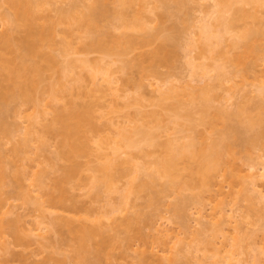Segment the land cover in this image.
<instances>
[{"label": "bare ground", "instance_id": "bare-ground-1", "mask_svg": "<svg viewBox=\"0 0 264 264\" xmlns=\"http://www.w3.org/2000/svg\"><path fill=\"white\" fill-rule=\"evenodd\" d=\"M70 1L71 2L68 3L67 7H64L60 4L64 2V0H1V2L6 5V9L4 12L0 13V139H2V136H5L6 138L7 136L11 135L12 131L10 127H8L9 124L5 122V117L12 110H17L19 108L16 107L17 105L30 104L35 108H33L31 114H28L30 120V122L28 123L29 127L26 130L28 136L30 133H33L35 124L39 121V119L41 120V117L43 119L45 118L44 115H47V113H51L50 119L47 120L48 122H46V124L43 122V130L40 134L38 133V140L40 141V147L38 148L39 151L44 150L45 152L47 150L45 149V147H47L49 144L47 136L53 139L55 151L53 152V157L51 159L47 156V160H49V165L52 167L51 169H53L54 167L55 172L58 170L57 172L59 174L53 179L51 187H45L47 184L45 180L48 179L46 173L40 171L42 173L37 174L38 177L36 179V182L34 181L37 185V188L35 189H38V193L41 192L40 194L46 196L45 200H40V198L36 199L37 197L31 199L32 197H30L29 195L32 189L29 192L25 191L26 193L23 191L25 195L24 197L27 199L26 202L35 200L32 203H35V206L39 209V211H41L42 217L40 221L38 220L37 223H35V225L33 224V228L32 226L27 227L28 232L30 233V231H34L35 228V234L37 236L35 234H33V236L38 237V239L35 240H38L39 242H37L41 243L40 245L49 246L48 244H50V242H46V239L48 238H46V235H44L43 233L47 232L48 229L50 231L52 230L60 233H64V231H67L76 239V242L79 245L78 249L84 248L82 250L85 251V249L93 246L98 247V250L102 251L101 249H103V247L107 244V241L104 237L106 228H102L103 226L98 223H92L93 219L90 218L91 213H94V211H91L89 209V213L87 210V217L84 218H79V216L77 217V215L75 214L76 211H71L74 210V208L75 210L77 209V199L76 195L74 196L73 193L69 194V190L67 189L66 184L70 181V179L72 180L74 175H76V173L80 169L82 165V158H86L89 160L92 159V162H94L95 164L94 166L91 165L92 167H88L89 171L91 170L92 173L89 176V180L91 191L93 192L94 197L98 195L100 188H102L103 186H106V188H108V191H116L117 188L113 187L111 184L112 180L115 179L113 170L117 169L116 167L120 164H123L124 167H126L128 166L127 164L132 163L131 160H134L131 166L134 167V170L132 172L136 175H134L130 171L133 174V177L129 181H127L128 187H125V189L121 188V192L117 190V193L120 192L117 203H110L111 208L108 213L115 214L114 212L120 213L121 209L126 208L130 194H132L134 191L146 189V186L155 183V180L159 177L165 178L167 180L168 186H174L176 184V179L179 171L178 164L181 161H196L195 170L200 176L201 183L204 186H206V184L208 185V180L212 178L211 175L215 174V172H217L221 164L224 162L223 155H225L226 153H231V143L227 140V138L224 137L220 138L217 141H212L207 145H202L200 143L201 141L199 142L198 140H196V136L193 135L194 132H196L194 129L195 125H192L193 123H190L187 127V134L178 135L176 134V132H172L169 133L170 135L168 134L169 136H167L166 139L161 140V138L159 137L160 133H158L155 128L153 129L152 127H147L146 122H144L143 120L147 119L148 117H153L156 120L159 116L158 113L156 111L151 112L152 110L147 113V110L144 109L145 105L141 107V105L143 104L141 103V100L139 101V99H135L138 101H136V104H134L138 106L140 105V107L136 106V108H134L135 106H133L134 112L132 117H127L128 119L122 120V122H120L119 120H113L114 117L113 119L110 117L106 121V117V123L104 122L103 124L102 122V124H100V118L104 116L103 111L101 113L98 108H103V106H101L102 103L99 104L98 102L100 101L97 102V100L101 98L100 92L101 95H104L105 97L107 96L106 94L115 95L116 90H118L116 87L118 79L116 76L115 78L113 75L115 71L113 72V70L110 71L108 69V61H113L114 56L120 57L123 55H127V53L134 51L137 48L148 46L156 39L160 38L159 43L157 44L154 50L152 49L153 51L149 53L147 58L150 59L151 62H153V65H160L161 62H164L163 60H165V53L168 51L167 47L169 46V44H171L170 42L174 40V37L169 32H165L166 28L163 24H159L157 27L155 26L154 28H152V25L150 26V24L151 22L155 21V19L158 17L155 12L158 8V4L156 5V1H161V7H163L166 4V0H156V3H151V0H116V2H118V6H110L112 2H109L112 0H90L89 3L84 5L80 4V0V2H78L77 0ZM177 1L182 2L183 0ZM226 1L227 0H214L212 2L213 4L207 6L209 7L207 8V10H201L202 15L198 14L199 17L197 16L198 19L197 21H195L198 24V26H196V28H198V31L196 30L197 33L194 31L196 33V40L190 38L191 42H188L189 44L191 43L193 47L189 50V55L187 54L189 57L188 65H191L190 67L193 72L198 69L203 70V76L205 72L206 77L207 74H209L208 72H210V70L214 71V77L217 82V86L221 85L222 82H226L229 80L228 77H225V66L223 64L217 65V59L221 58L229 62H236L241 58V55H239L236 50L246 44L251 34L258 32L257 30L249 29L239 34L235 33V30L233 28L234 18H224L221 15L220 9L222 7L225 8L229 6L230 9H232V4H228ZM235 2H240V4L242 3L245 5L251 4L252 7L256 8L258 6L262 7L264 5V0H236ZM79 7L82 8L80 9ZM130 7L132 8L133 15L130 19H128L127 9ZM256 11L257 10L249 12L245 11L242 8L234 9V12L239 16L253 18L257 21L258 24V18H260V24L264 23V20H261L262 17H259ZM143 12L152 15V17H157L152 18L150 16H143ZM166 12L162 11L163 14L165 13L167 15ZM161 16L162 15H160V17ZM118 28H123V31L121 30L120 32L116 33L115 30ZM137 32H143L145 33V35L140 38ZM190 33L192 34L193 32ZM58 35L61 36L59 42L57 40ZM55 38H57V41H55ZM54 43L58 47H52V45H55ZM191 45L189 46L190 48ZM193 49L197 52V56H190V54H192L191 51H193ZM91 53L94 54L92 55ZM139 53L141 54V52ZM90 54L92 56H90ZM146 56L147 55H145V57ZM201 56L204 59H211L215 63L210 65H207L203 62L196 63V57L198 60V57ZM209 66H211V68ZM207 67L210 69H208ZM99 79L101 82L97 83L96 81ZM214 82L212 83L204 79L202 83L200 81L201 84H199L198 86L192 84L193 82L190 83L189 81H187L186 83L184 81V84L182 85L177 84L176 87L175 85H167V87H164L165 85L161 84L162 82H158L155 84V86H151L155 87L153 88V90H155V94L157 95L156 97L158 100V107L163 106L164 110L165 108H167V110L169 111L173 110L172 115L174 119H172L175 123L173 121L172 122L173 124H176L177 127H181L183 124L179 120L182 116H185L183 114L180 115L181 112L177 111L179 105L182 108L180 104L181 101L178 100L179 105L177 104L178 101H176V103L174 101H172V103L169 102L170 104L174 103L172 106L166 104V101L169 98V100L175 99L179 92L180 94L183 93V90L189 91V101L191 100V98L193 100L197 99L196 96L200 94V101H198V106H200L198 107L199 109L197 108L198 111L200 110L203 112V116L200 118V121H204L205 119H208L210 121L211 118L208 116V108L210 109V97L207 96V92L210 88L213 89V86L216 85ZM89 83L91 84V86H93V88L91 86H87L90 85ZM258 85L259 86L256 87V90H253H255V93H257L256 95L259 96V98L261 97L262 99H264V75L259 78ZM198 89L200 90V92ZM177 91L179 92L177 93ZM95 93H99V98L95 96ZM125 96L127 95H124V98ZM246 96H243L242 99L240 98V101L235 104V108L233 109L228 108L229 105L226 104L228 103L227 101H231L233 97L229 96L227 98L225 96L227 98L225 100V103H221L219 106L217 105L215 113L213 115L214 117H211L224 120L226 119L227 121L235 120L238 122L243 121V119L245 118L244 121L246 122V129L252 131L251 135H244L243 132L238 130V128L234 125H226V129L227 133L233 132L237 135L239 134L238 137L240 139V144L246 149H248L256 147L258 144H260L261 139L264 138V120L262 119V116H254L250 114L251 111L247 112V109L244 105V103L248 100L246 99ZM87 97L89 98V100H86ZM91 97L92 99H90ZM47 100L50 101V106L52 104V101H54V103H57L62 100L63 104L57 105L55 103V106L53 105L50 107V109L52 108L51 110H49V108H41L42 105L44 107L46 106L47 103L45 102L44 105L43 102ZM12 102L15 104V107L12 106ZM191 102L195 103L196 101L193 102L191 100ZM125 104L127 105V103ZM183 104L184 103L182 102V105ZM140 108H143L144 110ZM253 109L264 113V103L257 104L253 107ZM186 110V114H193L192 112L190 113V110L188 111V108H186ZM192 116L193 115L190 116L191 119ZM186 117H188L189 119V115H187ZM139 120L140 123H138ZM208 120L206 122H208ZM15 123L13 125H15ZM256 125H259V127L257 130H254V127ZM106 129L107 132L109 130L110 131L107 134H103V130ZM111 129H113V131L115 130V133L111 131ZM165 129L169 130L168 127H166ZM165 129L163 128L164 131H166ZM111 132H113V134H115L116 136L113 135ZM134 149L137 150V153L133 152ZM157 151H159L160 153L156 154ZM140 156L154 157V160L152 161L153 169L151 172L146 173L147 168L145 166H142L138 162H135V158ZM0 163L2 162L0 161ZM261 166H263L264 170V163L261 164ZM254 168L255 162L246 165V172L244 173V178L246 179V183L248 185V189L246 190L248 195L246 194L247 196H245L247 197L246 199L251 202V206L256 202L258 204L262 202V204L264 205V183L260 182V180L264 178V171H262V174H257L256 172L258 169L254 171ZM140 174H143V176L147 175L148 179L146 181L143 180L139 176ZM3 175L4 167L1 164V188V179L2 177H4ZM232 175L234 176L236 175V173ZM259 177H261L262 179H260ZM1 192L2 191H0V211H2V207H4V203L6 202L5 198L1 196ZM27 195L31 199L30 201L29 198H27ZM43 195H41V197H43ZM66 201H69V204L71 205H67ZM122 203L123 205L126 204L123 208ZM55 206H59L63 210L74 213V215H57V213L53 215L52 212H48L47 215H45L44 212H47L46 207ZM69 206H71V208ZM231 209L233 213L235 208ZM221 211L224 212V210ZM139 212L136 211L135 213L138 214ZM88 213L90 214V218ZM2 214L3 217L4 215H6L4 212ZM138 217L139 215L135 214L134 217L133 214V217L127 219L126 216L125 219H127V221L125 222V224L127 223L129 226H131L133 221L136 222V220L132 219H138ZM224 217H227V215H224ZM224 217H222L221 215V218H219L218 220L215 219V224L217 223L215 229L213 227L214 225H210L211 223L209 222V220L205 219L204 214L203 216L198 214V217L196 215V224L200 226L199 229L196 228L197 232L199 233V230L202 228L200 232L203 233V231L205 232V228L209 229V226H212L214 228L213 230L217 233V230L223 229L222 224L224 225L226 221L231 222L230 219L232 218V215L231 218L227 217L229 220L222 219ZM215 218L217 217L215 216ZM95 219L96 217H94V220ZM89 220L92 222H86ZM3 222L4 221L0 220V232H2V229H4L2 228L5 224ZM119 223H121V221ZM234 223L237 224V222ZM236 224L233 226L234 232H237L235 234L236 237H234L235 235L231 238H229L228 236L229 239H232V241H229L228 238H226L225 236V238L230 243L224 238L226 241V245L230 247L229 249L224 248V250L222 249L221 251L222 253L223 251L226 252V254H224V259L222 258V260H224V264H247V261H245L247 259L244 260L242 256H239L241 252L243 253L244 249L242 248L240 249V251L238 250V248L244 246L243 240L244 238H246L244 236L248 234H241L242 226L237 227L238 224ZM187 230L186 234L188 232ZM224 230L225 229H223L222 231L220 230L221 233H223ZM255 230L256 229H254L253 231L250 230L251 232H249V235L247 236L249 237V240H252H250L249 243L251 244L252 242L253 245L257 241L254 239L255 236H257L256 232H254ZM166 231L168 230L166 229ZM170 233H172V231ZM167 235L170 238H172L173 236H170L169 233H167ZM192 235L193 236L190 239V242L194 239L196 240V237L198 238V240L201 239L194 233ZM22 237L18 236L17 234V236H15L14 241H16V239H21ZM97 237L99 239H97ZM169 237L168 239L170 240ZM261 237L263 239L262 244H264V230L262 231ZM184 238L187 239V237ZM224 239L222 241H224ZM176 240H178V238ZM198 240H196L195 243L198 242ZM204 240L207 241V238H205ZM178 241L181 242L183 240ZM199 242H201V240ZM240 242L243 246L240 244ZM183 244H185V242ZM198 244L199 243H196V245ZM262 244L261 247H264L262 246ZM9 245L10 243L8 242L3 245H1L0 243V248L3 253L9 255H7V258H4L2 264H12L11 261L13 262L15 260H18L23 264H32L30 262L27 263L28 261L26 257H24L22 254L14 253L13 250L9 247ZM190 245H193V243H190ZM224 246L225 244L223 245V247ZM246 246L249 245L247 244ZM188 247L190 246L188 245ZM252 247H256V245ZM261 247L260 249L255 250L257 252H255V254L264 253H261L262 250L264 251V248ZM184 248L185 247H183L182 249ZM182 249L179 248V250ZM95 250H97V248ZM95 250L93 249V252H95L94 254H96ZM149 252L150 251H147V249L145 250L144 247L143 250L139 251L140 254H136L138 257L139 264H177L179 259V253L177 251L174 252V245L164 246L162 249H160V251H157L156 253L150 252V254H152V256L154 257V260L152 259V262L147 261L149 259H147V257L151 256L148 255ZM260 254L258 255V257L260 256ZM255 256H253L252 260H254L255 262H257V260L259 261L260 257L259 259H257L258 257L256 258ZM197 258L196 260H198ZM188 259L190 260V258ZM200 261H197V263L200 262L201 264L202 260Z\"/></svg>", "mask_w": 264, "mask_h": 264}, {"label": "rangeland", "instance_id": "rangeland-1", "mask_svg": "<svg viewBox=\"0 0 264 264\" xmlns=\"http://www.w3.org/2000/svg\"><path fill=\"white\" fill-rule=\"evenodd\" d=\"M77 1L78 2L81 1L80 4L82 5L90 2V0H80V1L77 0ZM155 1L156 0H151L150 2L151 3L157 2L156 5L158 4L157 6L158 8L156 9L155 12L158 17L154 16L157 18L155 19V21L151 22L150 26L152 25V28H154L155 26L157 27L159 24H163L166 28L165 32H169L174 37V40L170 42L172 45L169 44V46L167 47L168 51L165 53L166 55H165V60H163L164 62H161L160 65L156 64L157 66L155 64L153 65V62H151L150 59H148L147 57L149 53L155 49V47L160 41V38L156 39L148 46L137 48L136 50L127 53V55H123L120 57L114 56L113 61H108L109 62V65L107 66L108 69L110 71L113 70V72L115 71L113 75L114 77L116 76L118 79L116 85L118 90H116L115 95L106 94L107 96L105 97L104 95H101L100 92L101 98L98 97L99 93H95V96L99 98L97 102L100 101L98 103L103 104V105L101 104L103 108L98 107L99 111L101 113L103 111L105 116L102 117L104 120L100 118L101 122L99 123L102 124L103 122L104 124L106 117H107L106 121L110 117L112 119L114 117L113 120L115 121L119 120L120 122H122V120L128 119L129 117H132L134 112L133 106H135L134 108L138 106L135 105L136 101H138L135 99H139V101L141 100V103L143 104L141 105V107L145 105L144 109L147 110L146 111L147 113L150 112L151 110H152L151 112L156 111L158 113L159 116L158 119L156 120L153 117L152 118L148 117L147 119H143V120L144 122H146L147 127H152L153 129L155 128L156 131L160 133L159 137L161 138V140L166 139L167 136L170 135L169 133L172 132H176V134L178 135L187 134L188 133L187 127L189 126L190 123L191 124L193 123L192 125L193 126L195 125L194 129L196 132L192 134L196 136V140H198L199 142L201 141L200 143L202 145H207L212 141H217L220 138L225 137L231 143L230 145L231 153L230 154L228 153L229 155L227 153L226 154L224 153L225 154L223 155L224 162L219 167L218 169L219 171L217 170L215 174L211 175L212 178L208 180V185L207 184L206 186L202 185L200 176L199 174H197L195 170L196 161L194 160L181 161L178 164L179 171L176 179V184L174 186L172 187L168 186L167 180L165 178L159 177L155 180V183L150 184L152 183L150 182L149 183L150 185L146 186V189L134 191L133 193L131 192L132 194L129 195L128 198L129 201H127L126 208H123L126 204L123 205L122 203L123 209L120 210L121 212L119 211L120 213L114 212L115 214L108 213L111 208L110 203L111 202L114 204L117 203L119 199V194L122 191V189L128 187L127 181H129L133 177V174L136 175L135 173L132 172L134 170L133 169L134 167L131 166L134 160H131L132 163L129 162L130 164L126 163L128 166L130 165L129 167L128 166L124 167L123 164H120L116 167L117 169L113 170L115 179L112 180L111 184L113 187H116L117 190L120 192L117 193V190L108 191V188H106V186H103L102 188H100L98 195L94 197L93 192L91 191L90 180H89V176L92 173L91 170L89 171L88 167H90L91 165L94 166L95 164L94 162H92L93 161L92 159L89 160L86 158H82L81 159L82 165L80 164L81 170L79 169L76 175H74V177L72 178V180L70 179V181L66 184V187L69 190V194L73 193L74 196L76 195V199H77V204H76L77 209L75 210L74 208V210L71 211L74 212L76 211L75 214L77 215V217L79 216V218L87 217L86 215L87 210L89 213L90 210L94 211V213H91V218H90V214L88 213L89 218L93 219V222L90 220L86 222H92L96 224L98 223L103 226V227L101 226L102 228L104 229L106 228L104 237L107 241V244L103 247V249H101L102 251L98 250V247L91 246L90 248L85 249V251L88 252L87 253L82 250L84 248L78 249L79 245L76 242V239L67 231H64V233H60L52 230L50 231L47 228L48 229L47 232L43 234L46 235V238H48L46 239V242L48 243L49 241L50 244H48L49 246L46 245L44 246V245H40L41 243H38L39 242L38 240H37L38 242L35 240L38 239V237L33 236V234L36 233L35 228L34 231L32 230L29 233L27 227L32 226L33 228L35 223H37L38 220L40 221L42 218L41 211H39V209L35 206V203L34 204L32 203L35 200L33 201L30 200L34 199V197L35 198L37 197L36 199L40 198V200H45L46 198V196L40 194L41 192L38 193V189H35L37 188V185L35 183L38 177L37 174L42 172L47 174L46 176H48V179H46L47 177L45 178L46 179L45 181L47 183L45 187H51L53 179L55 178V176H58L59 174L57 172L58 171L57 169H56L57 171L55 172L54 167L53 169H51L52 167L49 165V160H47L48 157L50 159L53 157V152L55 151V145L53 139L47 136V139L49 140L48 141L49 147L48 146H47L48 148L45 147V149H47L45 152L44 150L39 151L38 148L40 147L39 146L40 141L38 140L39 134L44 128L43 124L44 123L46 124V122H48L47 120L50 119L51 113H47V115H44L45 117L43 118L44 120L41 117V120L39 119V121L35 124L33 133L30 134L28 133L29 134L28 136L26 133L27 132L26 130L29 127L28 123L30 122L28 114L32 113L34 106L30 104L17 105L16 107L17 108L19 107L21 109L15 108L17 110H12L5 117L6 118L5 122L9 124L8 127H10L13 135L11 133L10 136H7L6 138L8 140L5 138V136L4 137L2 136L1 137L2 139H0V151H1L0 156H2L0 157V159L2 158L0 160L2 162L0 163V165L2 164L4 167V175H3L4 177H2L1 179L2 188L0 186L1 188L0 191H2L1 196L4 197L6 200V202L4 203V207H2V211H0V220L4 221L3 223H5L4 226L2 227L4 229H2V232H0L1 233L0 235L2 236V237L0 236V240H1L0 243L1 245L5 244L6 242L10 243L9 247L13 250V252L17 254H22L24 257H26L28 261L27 263L30 262L32 264H139L138 257L136 254H138L139 251L143 250L144 247L145 250L147 249V251L156 253L157 251H160V249H162L164 246L174 245V252L177 251L179 253L178 255L179 259L177 264L179 263L200 264L201 262L200 260H202V263L204 264H214V263L224 264L223 263L224 260H222V258L224 259V254H226V252L223 251L222 253L221 251L222 249L224 250V248L226 249L230 248L226 245V241L228 240L232 241V239L229 238L233 237L237 233L236 231L234 232L233 230V226L236 224L234 222H237L238 224V225L236 224L237 227L242 226L241 234L243 235L244 234L249 235V232L253 231L254 229L257 230L254 231L257 234V236H255L254 239L257 241L256 243H254V245L251 242L252 246L256 245V247L251 246V244L249 243L251 239L249 240V237H247L248 235L244 236L246 237L243 240L244 246L240 242V244L243 247L238 248V250L243 248L244 251L242 250L243 253L241 252L239 256H242L244 260L247 259L245 260L247 261V264L249 263L264 264V253H263L264 251L262 250L261 252L263 254L259 253L260 259L258 257L259 254H255L256 252L255 250L260 249L261 244L263 242L261 235H262V231L264 230V205L262 204V202L261 203L259 202L260 204L256 202L255 204H253L254 206L253 205L251 206V202H249L248 199H246L247 198L246 196L248 195L246 192V190L248 189V185L246 183V179L244 178L245 177L244 173L246 172V165L250 163L255 162V168L253 170L256 171L258 169L256 172L257 174L258 173L262 174V171H264L263 166H261V164L264 163V138L261 139L260 144H258L256 147L246 149L244 146L240 144V139L238 137L239 134L237 135L233 132L227 133V129H226V125H234L235 127L238 128V130L242 131L244 135L247 136L251 135L252 131L246 129V122L244 121L245 118L241 122L235 120L227 121L226 119L224 120V119L213 118L217 105L219 106L221 103H225V100L229 96L233 98L231 99V101L228 100L227 101L228 103L226 104L229 105L228 108L233 109L235 108L234 107L235 104L240 101V98L242 99L243 96L247 95L246 99L248 100L244 103L247 112L251 111L250 114L254 116L257 115L262 116V119L264 120V113H261L256 109L255 110L253 109V107L256 106L257 104L264 103V99H262L261 97L259 98V96L256 95L257 93H255L256 87L259 86L258 85L259 78L264 75V25H262L264 23L260 24V18H258L259 19L258 20L259 24H258L255 19L250 17H242L234 12V9L237 8H242L245 11H249V12L250 11L252 12L253 10H257L256 13L259 15V17H262L261 20L263 21L264 5L262 7L258 6L256 8V7H252L251 4L245 5L242 3L240 4V2L236 3L235 2L236 0H227L226 2L228 4H232L231 5L232 9H230L229 6L225 8L222 7L220 9L222 17L234 18L233 28L235 30L234 31L235 33L239 34L249 29L257 30L258 32L251 34L246 44L239 47L236 50L238 54L241 55V58L236 62H229L221 58L217 59L216 64L217 65L223 64L225 66V70H224L225 77L229 78L228 81L222 82L221 85L217 86V82L214 77V73H215L214 71L210 70V72H208L209 74H207L206 77L205 72L203 76V70L198 69L193 72L190 67L191 65H188L189 50L193 48L191 43L189 44L188 42L189 41L191 42L190 38L195 39L196 33L198 31L197 30L198 28H196L198 24L195 21H197L199 17L198 14L202 15L201 10L202 11L204 9L207 10V8H209L207 6L213 4L212 2L214 0L213 1L183 0L182 2L177 0H166L165 6L162 5L163 7H161V1H156V2ZM70 2H71L70 0H64V2L60 4L64 7H67L68 3ZM1 3L2 2L0 0V13L4 12L6 9V5L3 3L1 5ZM109 3H111L110 6L111 5L118 6V2H116V0H112ZM162 11L166 12L167 15L165 13L164 15ZM127 14H128L127 18L130 19L133 15L131 7L127 9ZM142 15L152 17V15L146 14L145 12H143ZM160 15L162 16L160 17ZM0 30H1V25H0ZM121 30L123 31V28L121 29L118 28L115 30V32L117 33L120 32ZM189 31L193 32L194 34L193 33L191 34ZM137 34L140 38L145 35V33L143 32L142 33L137 32ZM57 37L58 39L55 38V41L58 40L59 42L61 36L58 35ZM190 45L191 48L189 47ZM52 47L56 48L58 46H56L55 44L52 45ZM139 52H141V54ZM191 53L192 54H190V56L191 55L197 56V52L194 51V49L193 51H191ZM91 54L93 55L94 53ZM91 54L90 56H92ZM145 55L147 56L145 57ZM202 58H203L202 56L198 57L197 60L196 57L195 60L196 63L203 62L206 63L207 65L215 63L211 59L208 58L202 59ZM209 67L211 68V66ZM201 78L203 80L205 79L212 83L215 81L214 83L216 84L215 86H213V89L212 88L209 89V91L212 90L211 92L209 91L207 92V96L210 97V102H209L210 109L208 108V116L211 118L210 120L211 122L208 119H205L204 121H200V118L203 116L202 115L203 112L197 110V108L200 106V105L198 106L199 103L198 101H200L199 99L200 94L199 95L196 94L197 99L195 100L191 98L193 102L196 101L195 103H192L191 100L189 101V97H190V96L188 97L189 91L182 89L183 93L181 94L179 91H177V93L179 92L180 94V95L177 94L176 96L177 99L175 97V99L173 100H169L170 98L168 99L169 101L165 100L167 102L165 103L171 106L174 103L170 104L169 102L172 103V101H174L176 103V101L178 100L181 101L180 104L183 109L178 104L179 101L177 102L179 108L177 107L176 108L178 109L177 111L181 112L180 115L183 114L185 116H182L180 120L178 119L183 125L181 127H177L176 124H173L174 122L173 121L174 117L172 115L173 110L169 111L167 110V108H165L164 110L163 106H162L163 108L161 106L158 107L157 105L158 100L156 97L157 95L155 94L156 93L155 90H153V88L155 87L152 86H155V84L158 82L159 83L162 82L161 84L165 85L164 87H167V85L168 86L175 85L176 87L177 84L178 85L184 84V81L185 83L187 81H189L190 83L193 82L192 84L198 86L203 82ZM96 82L100 83L101 81L99 79ZM87 86L90 87L91 84ZM91 87L93 88V86ZM124 95L127 96H125L124 98ZM90 99H92V97ZM62 100H60L61 102L59 101L55 103L57 105L58 104L61 105L63 104ZM86 100H89V98L87 97ZM229 101L231 102V104ZM45 102L48 105L46 104L45 106L46 108L42 105L41 108L43 109L49 108V110H51L52 108L50 109V107L56 105L54 101H52L51 106L49 100L44 101L43 102L44 105ZM182 102L184 103L183 105H186L187 107L183 106ZM125 103H127V105ZM11 104H13L12 106L15 107V104L13 102ZM138 107H140V105ZM185 107L188 108V111L190 110V113L192 112L193 114H189V113L186 114L185 112H187V110ZM11 113L13 116L11 115ZM187 115H189V119L188 117H186ZM191 115H193L192 119L190 118ZM207 120L208 122H206ZM14 123L15 125H13ZM138 123H140V120ZM166 127H168L169 130L165 129ZM258 127L259 125H256L254 127V130H257ZM17 128H19L20 131ZM163 128L166 131H164ZM113 129H111V131H113ZM108 132L107 129L103 130V134H107ZM113 132L111 133L113 134ZM133 152L137 153V150L134 149ZM157 153L160 152L157 151L156 154ZM153 160L154 157L140 156L135 158V162H138L139 164L147 168L146 173L152 171ZM234 173H236V175L233 176L232 174ZM139 176L145 181L148 179L147 175L143 176V174L142 175L140 174ZM259 178L262 179L261 177ZM260 182L264 183V178L260 180ZM23 191L31 192L29 195L30 197H32L31 199L29 198L28 195H27L28 197L26 196L27 198H29L30 202L28 201L26 202L27 199L24 197L25 195ZM41 195H43V197H41ZM69 201H66L67 205L70 203ZM128 202L129 204L130 203L131 204L129 205ZM59 206L46 207L47 212H44L45 215H47L48 212H52L53 215H55L56 213L57 215H67V214L74 215V213L63 210ZM69 207L71 208V206ZM231 208L233 209L235 208L234 209L235 214L234 211L232 213ZM220 209L224 210V212L221 211ZM136 211L138 212L140 211V212L137 214L135 213ZM3 212L6 214L4 215V217L2 214ZM105 213L107 218L105 217ZM222 213L223 214L225 213L224 215H227L228 218H231L232 215V218L230 219L231 222L226 221L224 225L222 224L223 226L222 228L225 229L223 233H221L223 229H220L221 231L217 230L218 232L216 233V231L213 230L214 228L216 229V224H217V223L215 224L216 222L215 219L218 220L219 218H221V215L222 217H224ZM133 214L134 217L135 214L139 215V217L138 219H132V220H136V222L133 221L134 223L132 222L131 226H129L126 223L128 225L127 226L125 222L127 221L128 218L133 217ZM198 214L202 216L204 214L205 219L209 220V222L211 223L210 225L212 226L214 225L213 226L214 228L212 226H209L211 229L209 228L210 229L209 230L208 228L207 229L205 228V232L203 231V233L200 232V230H202L201 228L198 233L196 228L199 229L200 226L196 224V220H195L196 215L198 217ZM126 216L127 219H125ZM215 216L217 218H215ZM94 217H96L95 220ZM227 217H224L222 219L227 220L228 219ZM120 221L121 223H119ZM27 223L28 224L31 223L32 225L31 224L28 225ZM166 229L168 231H166ZM186 230L188 231L187 232L188 235L186 234ZM171 231L172 233H170ZM167 233H169L170 236L173 235L172 238H170L167 235ZM193 233L201 238V239L199 238L201 240V242H199L200 240H198V238L196 237V240H198V242L196 243H199L198 245H196L195 239L190 242ZM17 234L18 236L21 237L23 236L21 238L22 240L16 239V241L21 240L19 242L14 241L15 236H17ZM182 235L183 236L185 235L184 237H187V239L184 238ZM202 236L205 237L203 238ZM225 236L226 238H228L229 236L228 240L225 238ZM168 237L170 238V240L168 239ZM234 237H236V235ZM177 238L178 240H183V241L185 240L184 241L185 244H183L184 243L183 241L180 242L176 240ZM205 238H207V241L204 240ZM224 238L226 239V241ZM97 239L99 238L97 237ZM223 239L225 242L222 241ZM188 241L191 244L193 243V245H190ZM162 243H164L165 245ZM223 243L227 247L225 246L223 247L224 245ZM187 244L190 247H188ZM247 244L249 246H246ZM262 246H264V244H262ZM183 247L185 248L182 249ZM96 248L97 250H95ZM179 248L182 250H179ZM93 249L96 251V254H94L95 252H93ZM186 249L188 250V252ZM189 250H190V254H189ZM150 252L148 255L149 256L151 255L150 257L152 258L147 257V259L149 258L147 261L152 262V259L154 257L152 256V254H150ZM7 255L8 254L3 253V251L0 248V264H2L4 258H7L9 256ZM253 256H255L256 258L258 257L257 258L259 259V261L257 260L258 263L252 260ZM188 258H190V260ZM196 258L198 260H196ZM197 261L200 262L197 263ZM11 263L23 264L18 260L17 261L15 260L13 262L11 261Z\"/></svg>", "mask_w": 264, "mask_h": 264}]
</instances>
